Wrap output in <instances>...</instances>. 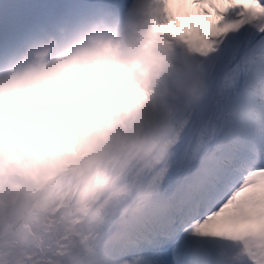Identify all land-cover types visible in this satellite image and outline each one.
Returning a JSON list of instances; mask_svg holds the SVG:
<instances>
[{"label": "clouds", "instance_id": "clouds-1", "mask_svg": "<svg viewBox=\"0 0 264 264\" xmlns=\"http://www.w3.org/2000/svg\"><path fill=\"white\" fill-rule=\"evenodd\" d=\"M154 0L30 36L0 61V248L62 264L128 194L159 128L204 96ZM234 264L252 248L233 240ZM33 245L41 255L28 251ZM48 253L52 255L49 256Z\"/></svg>", "mask_w": 264, "mask_h": 264}, {"label": "snow or ice", "instance_id": "snow-or-ice-1", "mask_svg": "<svg viewBox=\"0 0 264 264\" xmlns=\"http://www.w3.org/2000/svg\"><path fill=\"white\" fill-rule=\"evenodd\" d=\"M154 3L157 27L191 54L204 96L171 127L162 122L160 146L132 169L128 194L62 264H234L233 240L253 249L243 264H264V0ZM170 5L197 6L205 18L212 9L215 22L189 18L181 29ZM0 264L30 262L0 248Z\"/></svg>", "mask_w": 264, "mask_h": 264}, {"label": "rangeland", "instance_id": "rangeland-1", "mask_svg": "<svg viewBox=\"0 0 264 264\" xmlns=\"http://www.w3.org/2000/svg\"><path fill=\"white\" fill-rule=\"evenodd\" d=\"M69 2L68 3H72L73 1L75 0H68ZM76 1H79V0H76ZM89 1H94V0H89ZM207 7V6H205ZM198 11L200 12V14H198V21L200 22V24H202L204 27L207 26L209 27L212 23L215 22V13L212 11V9H209V12H210V15L205 18L202 13H201V9H198ZM72 13L73 12H69V16H70V19H77L75 18L74 16H72ZM85 15H87V13H85ZM35 18H37L36 14L34 16ZM206 27V28H207Z\"/></svg>", "mask_w": 264, "mask_h": 264}, {"label": "bare ground", "instance_id": "bare-ground-1", "mask_svg": "<svg viewBox=\"0 0 264 264\" xmlns=\"http://www.w3.org/2000/svg\"><path fill=\"white\" fill-rule=\"evenodd\" d=\"M72 16H74L75 18H78V16H76L75 12L73 11Z\"/></svg>", "mask_w": 264, "mask_h": 264}]
</instances>
